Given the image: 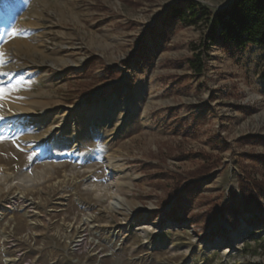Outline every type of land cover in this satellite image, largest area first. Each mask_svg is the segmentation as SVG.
Segmentation results:
<instances>
[{"label":"rangeland","instance_id":"rangeland-1","mask_svg":"<svg viewBox=\"0 0 264 264\" xmlns=\"http://www.w3.org/2000/svg\"><path fill=\"white\" fill-rule=\"evenodd\" d=\"M188 1L0 0V264H264V213L218 214L238 159L264 152V46L230 55L177 19L162 34ZM205 152L219 167L175 192Z\"/></svg>","mask_w":264,"mask_h":264},{"label":"trees","instance_id":"trees-1","mask_svg":"<svg viewBox=\"0 0 264 264\" xmlns=\"http://www.w3.org/2000/svg\"><path fill=\"white\" fill-rule=\"evenodd\" d=\"M224 6V8L211 10L197 0H189L186 7L176 4L165 18L162 34L168 36L167 27L177 19L183 25H198L202 22L208 26L207 41H219L225 52L230 55H241L251 46H264V0H226ZM203 47L206 49L208 44L205 42ZM140 59L141 65L143 58L140 57ZM188 62L190 68L197 72L203 71L206 67V62L200 56L188 58ZM108 75L113 81L121 78L122 72L108 71ZM108 94L106 89L103 97ZM242 156L238 159L241 170L238 181L240 200L236 201L237 190L233 189L230 194L231 200L221 204L218 211L220 217L229 222L233 219L238 221L244 213H248L251 219H258L264 213V152L251 151ZM220 163L221 160L217 156L205 152L203 160L196 168L183 174H170L177 184L175 192L181 186L185 194L193 192L200 186L199 179L218 168ZM257 170L261 171L259 177L254 174ZM171 190L174 192V189ZM170 202L166 201L165 205ZM178 208L179 205H172L170 212L176 215L177 222H183L185 218L177 216ZM214 220H217V217Z\"/></svg>","mask_w":264,"mask_h":264},{"label":"bare ground","instance_id":"bare-ground-1","mask_svg":"<svg viewBox=\"0 0 264 264\" xmlns=\"http://www.w3.org/2000/svg\"><path fill=\"white\" fill-rule=\"evenodd\" d=\"M6 71V70H5ZM9 72V71H8ZM0 73H4L3 72V70H0ZM8 78H9V76H8ZM12 108V113L10 114V115H15V114H17V115H20V114H22V113H25V112H32V113H34V109L33 108H31V107H27V108H22V107H15V106H11ZM3 110V109H2ZM1 110V111H2ZM0 111V118H2V115H1V112ZM45 134L44 133H42L40 136H38V137H36V143L38 142V140L39 139H41V137H43ZM34 138H35V136H34ZM17 141H18V143H20V144H31L32 142L30 141V138L29 137H22V138H20V139H17ZM37 145V147H38V149L40 150V151H43V149H44V146L40 143V141L38 142V144H36ZM19 197L20 198H23L24 197V194L23 193H21L20 195H19ZM122 201V197L120 196V195H117V194H115V196H113V198H112V205H114L115 207H118L119 205H120V202ZM86 221H89L90 220V218H86L85 219Z\"/></svg>","mask_w":264,"mask_h":264},{"label":"snow or ice","instance_id":"snow-or-ice-1","mask_svg":"<svg viewBox=\"0 0 264 264\" xmlns=\"http://www.w3.org/2000/svg\"><path fill=\"white\" fill-rule=\"evenodd\" d=\"M13 34H15V33H13ZM0 139H3L2 137H0Z\"/></svg>","mask_w":264,"mask_h":264},{"label":"water","instance_id":"water-1","mask_svg":"<svg viewBox=\"0 0 264 264\" xmlns=\"http://www.w3.org/2000/svg\"><path fill=\"white\" fill-rule=\"evenodd\" d=\"M225 6L221 7V8H224Z\"/></svg>","mask_w":264,"mask_h":264}]
</instances>
